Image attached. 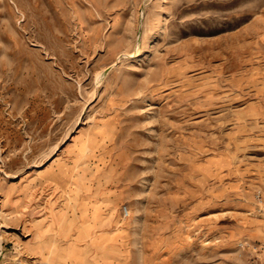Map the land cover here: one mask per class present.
Returning <instances> with one entry per match:
<instances>
[{"label": "rangeland", "instance_id": "rangeland-1", "mask_svg": "<svg viewBox=\"0 0 264 264\" xmlns=\"http://www.w3.org/2000/svg\"><path fill=\"white\" fill-rule=\"evenodd\" d=\"M34 263L264 264V0H0V264Z\"/></svg>", "mask_w": 264, "mask_h": 264}, {"label": "bare ground", "instance_id": "bare-ground-1", "mask_svg": "<svg viewBox=\"0 0 264 264\" xmlns=\"http://www.w3.org/2000/svg\"><path fill=\"white\" fill-rule=\"evenodd\" d=\"M92 225V224H91ZM91 225H90V227H91ZM85 228V227H84ZM92 229H90V231H91ZM59 231V230H58ZM76 232V231H75ZM66 234V233H65ZM86 235V234H85ZM63 237V236H62ZM51 240V239H50ZM54 240V239H53ZM40 243V242H39ZM51 245V244H50ZM73 245V244H72ZM67 246H69L68 244H67ZM54 250V249H53ZM69 250V249H68ZM46 251V250H45ZM75 251V250H74ZM68 253V252H67ZM50 255V254H49ZM74 255V254H73ZM77 255V254H76ZM75 257V256H74ZM75 258H77V257H75ZM44 259V258H43ZM55 262H56V260H54ZM46 262V261H45ZM69 262V261H68ZM82 262V261H81ZM48 264V263H47ZM60 264V263H59Z\"/></svg>", "mask_w": 264, "mask_h": 264}, {"label": "built area", "instance_id": "built-area-1", "mask_svg": "<svg viewBox=\"0 0 264 264\" xmlns=\"http://www.w3.org/2000/svg\"><path fill=\"white\" fill-rule=\"evenodd\" d=\"M124 209H125L126 213H128L127 210H126V208H124ZM34 264H38V263H34Z\"/></svg>", "mask_w": 264, "mask_h": 264}, {"label": "crops", "instance_id": "crops-1", "mask_svg": "<svg viewBox=\"0 0 264 264\" xmlns=\"http://www.w3.org/2000/svg\"><path fill=\"white\" fill-rule=\"evenodd\" d=\"M117 263V262H116Z\"/></svg>", "mask_w": 264, "mask_h": 264}]
</instances>
